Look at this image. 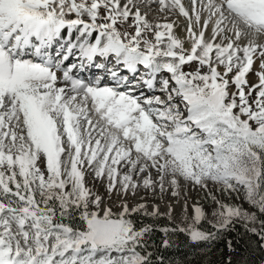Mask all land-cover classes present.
<instances>
[{
	"label": "snow or ice",
	"instance_id": "snow-or-ice-1",
	"mask_svg": "<svg viewBox=\"0 0 264 264\" xmlns=\"http://www.w3.org/2000/svg\"><path fill=\"white\" fill-rule=\"evenodd\" d=\"M262 216L264 0H0V264H264Z\"/></svg>",
	"mask_w": 264,
	"mask_h": 264
},
{
	"label": "trees",
	"instance_id": "trees-1",
	"mask_svg": "<svg viewBox=\"0 0 264 264\" xmlns=\"http://www.w3.org/2000/svg\"><path fill=\"white\" fill-rule=\"evenodd\" d=\"M236 228L239 233L244 232L242 225L236 224ZM233 235H236V238L240 239V236L236 233H233ZM151 244L150 251L157 257H163L167 264H189V262H194V264H219V261L223 259L225 251L223 243H220L218 246L212 245L208 248L194 249L184 234H180L178 237L179 247L177 248L165 250L162 247H157L160 244V234L156 236ZM244 247L245 245L241 244V248L243 249ZM259 255L257 252V260L259 259Z\"/></svg>",
	"mask_w": 264,
	"mask_h": 264
},
{
	"label": "rangeland",
	"instance_id": "rangeland-1",
	"mask_svg": "<svg viewBox=\"0 0 264 264\" xmlns=\"http://www.w3.org/2000/svg\"><path fill=\"white\" fill-rule=\"evenodd\" d=\"M170 18V17H167V19ZM173 19V18H172ZM169 20V19H168ZM179 31V30H177ZM259 62L257 61V64ZM249 81L250 83H255L256 82V77L252 74H249ZM89 180H91V177H89ZM96 190L98 191V193L100 195H105V188L99 183L97 182L96 184ZM217 195L219 196V198L227 203H231V204H241L242 207L244 209H247L248 211H252L253 209L251 208V206L247 203V202H244L243 198L241 197V199H237L235 195H233L231 198H228L226 196H223V195H220L219 193H217ZM190 196L192 197V199L189 200V203L193 202V200H199L201 204H203L204 208L206 211L208 212H211L212 209L216 208L217 206L215 204H213L210 200H205L204 199V193L203 192H195V191H191L190 192ZM162 205H163V202H161ZM177 213L178 214H175L174 215H177L178 216V221L179 220H182L183 219V216H184V213L181 212V208L180 206L178 207V209H176ZM189 211H191V209H189ZM261 219H264V216L261 217ZM244 221H238L237 224H240V225H244ZM252 226V225H250ZM255 227L257 228H260V225L259 223H257L256 225H254Z\"/></svg>",
	"mask_w": 264,
	"mask_h": 264
},
{
	"label": "bare ground",
	"instance_id": "bare-ground-1",
	"mask_svg": "<svg viewBox=\"0 0 264 264\" xmlns=\"http://www.w3.org/2000/svg\"><path fill=\"white\" fill-rule=\"evenodd\" d=\"M183 2L185 4L188 3V0H183ZM170 18H168L169 20H176V22L181 26L178 27V29L181 31V37H183L185 35L183 29H184V23H185V20L183 17H176V16H169ZM173 18V19H172ZM149 19L150 20H153V21H157L159 20L160 22H164V14L162 13H156V12H153L150 14L149 16ZM186 24V23H185ZM168 203H172L173 201H167ZM191 204V202L189 203ZM163 206V205H162ZM179 206L176 207V209H178ZM182 212V211H181ZM175 214H178L177 211L175 212Z\"/></svg>",
	"mask_w": 264,
	"mask_h": 264
}]
</instances>
